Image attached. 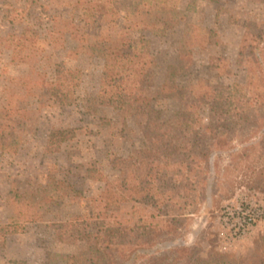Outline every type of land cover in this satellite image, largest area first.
Instances as JSON below:
<instances>
[{
    "label": "trees",
    "instance_id": "obj_1",
    "mask_svg": "<svg viewBox=\"0 0 264 264\" xmlns=\"http://www.w3.org/2000/svg\"><path fill=\"white\" fill-rule=\"evenodd\" d=\"M72 1L77 18L61 13L53 19L55 26L49 34L55 48L64 49L67 39H73L88 44L91 54L106 62L138 59L140 46L147 48L148 40L142 37L135 44L134 32H180L176 62L167 66L161 86L162 97L176 102L177 109L166 119L154 107L155 74L150 61H139L134 71L103 74L102 89L114 99L121 117L134 121L145 144L121 159L119 178L107 181L100 196L91 199V213L75 218L73 235L76 239L80 233L85 235L84 248L63 254L60 259L64 264H264V245L246 258L214 251L203 258L198 246H193L189 253L180 246L151 252L147 225L121 217L129 206L134 210H153L148 214L149 226L153 227L158 243L181 239L187 233L186 213L196 207L200 195L205 198L214 160L231 148L233 136L248 132L240 142L250 143L264 127V25L252 20L244 23L235 61L245 68L244 83L219 84L202 78L197 83L182 84L180 79L191 73L195 49L211 47L212 30L189 23L181 11V0H150L144 4L124 0V15L117 13L112 0ZM5 42L11 60L18 64L31 66L43 52L39 31L34 27L24 28L19 36L7 35ZM230 68L226 57H210L209 69L218 75L231 77ZM16 84L25 94H10L0 101V155L19 153L28 131L31 98L41 106L62 98L69 105L76 101L72 83L61 64L56 66L53 80L19 77ZM216 103L222 105V113L214 116L221 123L219 130L212 129L197 112L201 104ZM228 122L236 123L237 129L229 128ZM77 134L76 127L54 128L48 136L47 150L58 152ZM230 155L258 163L264 158V136L240 154ZM259 176L264 177V170ZM9 193V201L23 209L15 218L25 223L41 222L44 214L38 212L40 209L84 198L81 190L58 178H51L31 193L14 189ZM129 214L132 216L131 211ZM5 229L0 226L1 233ZM3 237L6 238L5 234Z\"/></svg>",
    "mask_w": 264,
    "mask_h": 264
},
{
    "label": "rangeland",
    "instance_id": "obj_2",
    "mask_svg": "<svg viewBox=\"0 0 264 264\" xmlns=\"http://www.w3.org/2000/svg\"><path fill=\"white\" fill-rule=\"evenodd\" d=\"M112 1L117 13L124 15L127 10L124 0ZM132 1L144 4L150 0ZM181 2L180 8L187 21L211 29L212 34L211 47L195 49L191 73L180 82L197 83L205 78L219 84L244 83L245 68L235 62L243 27L247 20L264 25V0ZM73 9L72 0H0V101L10 94H25L24 89L16 84L19 77L53 80L58 64L66 70L76 98L73 105L62 98L48 101L44 106L31 98L28 131L19 153L15 156L0 155V226L6 228L0 232V264H64L61 255L76 253L84 248L85 235L80 233L77 239L73 235L75 218L90 214L91 199L100 196L107 181L119 178L121 159L144 147V139L134 121L123 119L115 109L114 99L102 89L101 80L105 72L134 71L139 61L152 62L155 74L152 92L154 107L161 110L166 119L177 109L176 102L162 97L161 86L166 79L167 66L177 59L179 31L165 35L159 29L134 32L135 44H139L142 37L148 40L147 48L140 46V57L106 62L91 54L86 43L67 39L64 49L51 44L49 33L55 26L53 19L61 13L77 18L78 12ZM28 26L39 31L43 48L39 61L31 66L13 62L5 42L7 35L19 36ZM211 56L226 57L232 76H220L211 71ZM197 112L212 129H220L221 123L214 117L222 113L220 103L201 104ZM226 124L231 129H237L234 122ZM66 127L78 128L77 137L62 145L58 152H49L47 141L50 132L54 128ZM247 134L233 136L231 148L214 160L205 198L200 195L196 207L188 209L184 223L187 233L181 239L178 237L166 244L158 243L153 227L149 226L151 218L148 214L153 210L145 207L134 210L131 206L124 209L121 213L123 220L147 225V238L152 244L149 251L180 246L189 253L193 246H198L202 249L203 258L213 251L246 258L264 245V220L245 238L228 241L222 236L220 217L225 208L247 203L264 206V177H258V173L264 170V158L253 163L252 160L245 161L230 155L240 154L244 148L258 143L264 136V127L251 138L250 143L240 142ZM51 178L67 181L81 190L84 198L66 200L47 210H38L44 214L41 222L25 223L15 218L16 213L23 209L9 201L10 190L31 193L45 186ZM13 184L15 186L12 187Z\"/></svg>",
    "mask_w": 264,
    "mask_h": 264
},
{
    "label": "built area",
    "instance_id": "obj_3",
    "mask_svg": "<svg viewBox=\"0 0 264 264\" xmlns=\"http://www.w3.org/2000/svg\"><path fill=\"white\" fill-rule=\"evenodd\" d=\"M264 220V206L256 203L227 207L220 217L222 236L238 240L248 236Z\"/></svg>",
    "mask_w": 264,
    "mask_h": 264
}]
</instances>
